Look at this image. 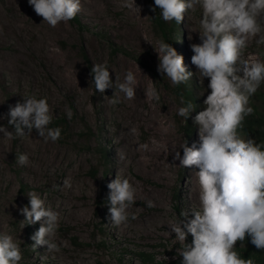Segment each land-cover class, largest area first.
<instances>
[{"label": "rangeland", "instance_id": "rangeland-1", "mask_svg": "<svg viewBox=\"0 0 264 264\" xmlns=\"http://www.w3.org/2000/svg\"><path fill=\"white\" fill-rule=\"evenodd\" d=\"M87 1L89 0H82V10L73 19L62 21L55 27L43 20L44 25L42 22L33 24L31 20H23V37L16 32L10 39H3L0 32V51L5 54H2L4 57L19 53V63H34L35 68H39L43 63L38 61L37 50L34 53L31 49L37 29L33 33L30 26L41 31H46V26L51 27L53 32L57 30L49 35L52 36V41L51 38L48 40V36V43L45 41V44L52 48L53 58L60 64V73H71L64 76L49 73L46 76L35 69L33 77L28 78L20 73L22 70L25 72L24 69L16 70L18 67L14 68L13 65L12 69H0V125L12 131L13 126L8 124L9 107L15 106L17 102L22 103L24 96L36 95L37 98L47 97L53 109L54 119L49 127L58 126L62 130L61 138L56 142L50 139L45 141L35 129L16 139L0 133V232L9 233L20 242L23 258L19 264H140L141 253L149 255L153 264H166L180 256L179 249L184 243L178 241L175 233L167 231L166 224L177 219L182 210L198 207L195 203H188L181 192L186 171L191 175L194 169L180 167L177 160L173 170L168 172L166 184H161L156 176L146 173L135 160L132 161L125 146L129 121L134 122L129 134L139 146L144 145L147 140L145 127L139 126V120H134V116L125 111L129 109L128 106L137 103L136 106L144 113H150V116L170 125L178 145L186 141L191 146L196 140V126L192 117L202 110L203 100L210 91L207 89L208 78L205 77L202 83L203 78L191 62L193 52L190 45L201 43L199 32H202V9L196 5L194 10L188 11L175 34L177 52L183 55L188 70L193 72L188 83L195 110L186 122L177 115L178 108L182 106L181 89L178 85L173 86L167 77L157 71L158 54L154 46L163 39L160 29L152 21V1L138 0L133 18L126 14V8L121 4L100 0V9L93 11L86 5ZM14 2L15 0H0V30L4 31L5 25L14 24L12 22H16L21 14L31 12L28 3L21 2L19 6ZM35 15L43 19L42 16ZM257 38H249L248 47L243 50V58L264 61V45H257ZM95 63H106L114 70H110L112 79L115 80L116 75L120 82L124 80L127 71H132L137 81L135 98L125 99L123 93L117 90L116 94L120 96L121 102L113 105L111 101L114 88L106 89L104 93L95 90L90 75ZM68 81H73L72 89L57 87L56 97L51 96L44 85L46 82L58 86ZM150 87H156L159 91V102L146 95ZM249 105L252 112L264 118V83L250 97ZM69 112L71 118L67 115ZM236 132L241 138L249 137L241 131ZM33 140L40 145L38 150L31 149ZM40 148L45 151L44 161H40L38 157L41 154ZM179 151L183 155V149ZM21 153L29 156L26 165H20L16 161V156ZM48 154L53 156L52 160ZM117 174L135 183L140 193L136 194V203L129 209L136 218L119 228L110 224V190L107 187ZM65 180L72 185L70 188L63 187ZM154 181H157V186ZM152 186L154 190L150 188ZM29 191H35L44 197L46 203L60 215L55 236L60 244L59 252L47 253V246H37L35 250L32 248L34 241L31 236L41 226L40 222L26 224L21 228L24 216L19 209L28 204ZM149 200L156 206L148 207ZM191 241L192 236L188 234L186 242ZM244 245L245 240L237 241L234 249L242 252Z\"/></svg>", "mask_w": 264, "mask_h": 264}, {"label": "clouds", "instance_id": "clouds-1", "mask_svg": "<svg viewBox=\"0 0 264 264\" xmlns=\"http://www.w3.org/2000/svg\"><path fill=\"white\" fill-rule=\"evenodd\" d=\"M28 3L52 27L73 19L82 10V0H28ZM196 5L202 9V32H199L201 43L190 45L191 62L203 78L202 83L208 78L210 91L202 110L192 117L198 127V146L195 141L191 146L184 141L171 151L180 167L198 169V207L182 210L177 219L166 224L167 231L184 242L179 249L180 264H255L251 258H242L234 247L247 234L251 244L264 250V144L251 136L241 138L236 129L253 111L250 97L264 83V61L243 58L250 37H258L256 44L264 45V0H154L150 7L153 11L158 8L165 22L174 20L180 24ZM121 6L131 9L137 6L136 0H123ZM154 49L158 54L157 71L173 86L192 78L193 72L188 70L183 55L170 43L160 40ZM110 70L114 72L106 63L93 64L90 75L95 90L104 93L114 88L113 105L121 102L117 90L125 99L134 98L135 74L127 71L120 82L116 75L112 79ZM146 95L156 102L161 99L156 87H150ZM180 102L177 115L187 122L195 107L190 101L185 103L183 97ZM67 115L71 118L70 112ZM7 116L13 128L9 131L0 125L3 136L22 138L35 129L45 141L56 142L61 138L60 127H49L54 116L47 97L24 96L22 103L9 107ZM16 161L26 165L29 156L21 153ZM63 187H71L68 180ZM107 187L110 224L119 228L136 218L129 209L136 203L137 187L119 174ZM27 196L28 204L19 209L24 216L21 228L41 224L31 236L32 248L47 246V253L59 252L60 244L55 240L59 213L35 191H29ZM147 206L155 204L149 200ZM188 234L192 236L191 243L186 242ZM22 258L20 242L11 234L0 232V264H19Z\"/></svg>", "mask_w": 264, "mask_h": 264}, {"label": "bare ground", "instance_id": "bare-ground-1", "mask_svg": "<svg viewBox=\"0 0 264 264\" xmlns=\"http://www.w3.org/2000/svg\"><path fill=\"white\" fill-rule=\"evenodd\" d=\"M108 2H111L113 4H121L123 3V0H107ZM15 2H17V4L19 5L21 2L24 3H28V0H15ZM14 2V3H15ZM107 2V3H108ZM29 4V3H28ZM138 4V0H136V5ZM86 5L92 9L93 11H98L100 9V0H89L87 1ZM20 6V5H19ZM30 6V10L31 12L27 15H20V17L17 19L16 18V22H12L14 24H9V25H5L4 31L0 30L1 32V37L3 39H10L13 34H16V32L21 36H22V31L25 29L22 25L21 22H23V20H31V22L33 24H39L42 22V18L36 17L34 9L31 5ZM139 6V5H138ZM136 6H134L133 8L129 9L126 8V14L129 15L131 18H133V12L136 11ZM139 8V7H138ZM138 11V10H137ZM140 12V11H139ZM24 13V11H23ZM135 13V12H134ZM25 14V13H24ZM136 14V13H135ZM15 15V14H14ZM3 16V15H2ZM13 16V15H12ZM128 16V17H129ZM135 16V15H134ZM127 18V17H126ZM5 19V18H4ZM130 19V18H129ZM137 19V18H136ZM3 20V19H2ZM8 20V19H5ZM46 22V21H45ZM132 22V20H131ZM134 22V21H133ZM132 22V23H133ZM9 23V22H8ZM27 23V22H25ZM31 23V24H32ZM135 23V22H134ZM3 24V23H2ZM29 24V23H28ZM43 24V22H42ZM44 25V24H43ZM135 25V24H133ZM129 27V26H128ZM140 27V26H139ZM138 27V28H139ZM3 28V27H1ZM135 28V27H134ZM29 29V28H28ZM31 31L34 33V31L36 30V38L33 42V44L31 45V49L34 51L37 50L36 55L38 56V61L43 63V66L39 67V68H35V64H26V62H24L23 64L19 63L21 58H20V54H15V55H11L7 57H4L3 55H5L4 53H1L0 51V69H2V67H8L9 69H12L13 67L11 65L14 66V68L18 67L16 70H22L24 69L25 72L20 71V73L24 76V77H28V78H32L33 77V72L36 69L38 72H42L43 75L48 76L49 73L50 74H54L56 76H60L63 75V73L61 72V69L59 68L60 64L58 62H56L53 58V53L51 51L50 48H48L46 46V39L48 38V36L53 32L51 27L46 26V31L38 28H35L34 26H30ZM58 29V28H57ZM128 29V28H127ZM133 29V28H132ZM30 31V32H31ZM139 31V29H138ZM31 32V33H32ZM57 32V30L53 33ZM130 32V31H129ZM29 32H27L28 34ZM30 33V34H31ZM25 34V32L23 33ZM58 34V33H57ZM127 34V33H126ZM134 34V33H133ZM140 34V32H139ZM33 35V34H32ZM52 35V34H51ZM55 35V34H54ZM53 35V36H54ZM131 35V34H130ZM29 36V35H28ZM0 37V38H1ZM30 37V36H29ZM129 37V36H128ZM132 37V36H131ZM51 38V39H50ZM54 38V37H53ZM253 38V37H251ZM30 39V38H29ZM32 39V38H31ZM30 39V40H31ZM50 39V41H52V36L48 38V40ZM129 39V38H128ZM136 39V38H135ZM134 39V40H135ZM32 40V41H33ZM130 40V39H129ZM133 40V41H134ZM46 41V42H45ZM136 41V40H135ZM48 43V42H47ZM30 44V43H29ZM50 45V44H49ZM51 47V46H50ZM112 51V50H111ZM3 54V55H2ZM57 56V55H56ZM55 56V57H56ZM58 58V57H57ZM61 62V61H60ZM64 62V61H63ZM28 63V62H27ZM63 70V69H62ZM123 72V71H122ZM66 75H70V71L65 72ZM64 74V75H65ZM63 75V76H64ZM124 76V75H123ZM69 77V76H68ZM72 78V77H69ZM19 79V78H17ZM53 80V79H52ZM70 80V79H69ZM61 81V80H60ZM43 82V81H42ZM48 82V81H47ZM73 82V81H72ZM72 82L68 81L66 83H62V84H55L52 85L51 83H44V85L47 87L48 91L50 92V95L53 97H56V88H61L64 89H72ZM139 84V83H138ZM60 89V90H61ZM139 90V89H138ZM137 90V91H138ZM141 90V89H140ZM135 98V97H134ZM140 98V97H139ZM143 98V97H142ZM137 99V98H136ZM133 100V99H132ZM138 100V99H137ZM139 102V101H138ZM132 104V103H131ZM137 105V103H135ZM128 105V104H127ZM136 105H131L128 106L129 109H127L125 112L129 115L134 116V120H139L138 125L139 126H144L145 127V131H146V137L147 140L144 143V145L139 146L137 145L135 142L132 141L131 139V133L129 134V130H131V126L134 125V122H130V125H128V135L126 136L124 134V136H126V140H125V146L127 148V152L129 153L132 161L135 160V162L137 163V165L139 164L145 171L146 173H150L154 176L157 177L158 182H160L161 184H166L168 181V172L174 167L175 163L177 162L173 160V155L174 153L171 151L172 147H179L178 145V141L176 138L173 137L171 129H170V125H166L163 121H161L160 119L150 116L147 113H144L141 109H139ZM140 106V105H139ZM146 111V110H145ZM150 111V110H149ZM154 112V111H153ZM158 116V115H157ZM160 117V116H159ZM165 121V120H164ZM137 122V121H136ZM126 123V122H125ZM168 124V123H167ZM196 126V125H195ZM131 128V129H130ZM124 133V132H123ZM133 133V132H132ZM196 140L195 142H197V146H198V141H199V137H198V127L196 126ZM28 140V139H27ZM30 145V144H29ZM48 145V144H47ZM192 145V144H191ZM27 146V144H26ZM39 144L37 143V141L33 140L31 142V149H39ZM44 146V145H43ZM147 146V147H145ZM29 147V146H28ZM46 147V146H45ZM26 149V148H25ZM32 151V150H31ZM30 151V152H31ZM41 154L38 156L39 160H43L46 159L44 154V149L40 148ZM48 153V152H46ZM49 155V154H48ZM51 155V154H50ZM49 155V159L52 160L53 156ZM37 157V159H38ZM44 161V160H43ZM55 161V159L53 160ZM50 162V161H49ZM38 163V162H37ZM51 163V162H50ZM53 163V162H52ZM178 164V163H177ZM45 165V164H44ZM50 165V164H49ZM136 168H138L135 165ZM140 167V169L142 170V168ZM139 170V169H137ZM173 170V169H172ZM198 170V169H196ZM194 169V171L191 173V175L185 174V179L184 182L182 184L181 187V192L182 194L187 198V202L188 203H195L198 205V198H197V193H198V173ZM140 172V171H139ZM138 172V173H139ZM184 172V171H183ZM135 173V172H134ZM144 173V172H142ZM170 173V172H169ZM148 175V174H147ZM151 175V176H152ZM141 176V175H140ZM150 176V177H151ZM146 177V175H145ZM135 184V183H134ZM155 186H157V181H154ZM72 186V185H71ZM151 189H153L154 187H150ZM73 189V188H72ZM140 189V188H139ZM155 189V188H154ZM153 189V190H154ZM60 190V189H59ZM67 191V190H66ZM69 191V190H68ZM72 191V190H71ZM74 191V190H73ZM147 191V190H146ZM150 191V190H148ZM141 192V191H140ZM145 192V191H144ZM155 192H157L155 190ZM75 193V192H74ZM138 193V191H137ZM154 193V192H153ZM152 193V194H153ZM68 194V193H67ZM140 194V193H138ZM147 194V193H145ZM150 195V194H149ZM157 196V195H156ZM71 197V196H70ZM69 197V198H70ZM156 206V205H155ZM71 207V206H70ZM73 208V207H72ZM160 208V207H159ZM63 209V208H62ZM77 209V208H76ZM80 210V209H79ZM83 211V210H82ZM85 212V211H84ZM77 213V212H76ZM152 213V212H151ZM155 213V212H154ZM153 213V214H154ZM160 213V212H159ZM150 215V214H149ZM157 215V214H156ZM152 216V215H151ZM149 216H147L148 218ZM156 217V216H155ZM152 218V217H151ZM138 220L140 218H137ZM157 219V218H156ZM155 219V220H156ZM141 220V219H140ZM136 221V220H135ZM143 221V220H142ZM137 222V221H136ZM143 223V222H142ZM141 224V223H140ZM141 227V226H140ZM136 228V227H135Z\"/></svg>", "mask_w": 264, "mask_h": 264}, {"label": "trees", "instance_id": "trees-1", "mask_svg": "<svg viewBox=\"0 0 264 264\" xmlns=\"http://www.w3.org/2000/svg\"><path fill=\"white\" fill-rule=\"evenodd\" d=\"M151 1V5H153L154 0ZM152 21L160 29L163 41L170 43L177 50L175 44V34L177 33V28L181 27L180 24H177L174 20L165 22L162 19L158 8L156 9V11L152 10ZM178 87L182 91L181 94L183 95L185 102L187 103L190 101L193 103L194 99L189 83L187 82L179 84ZM56 124L57 121L55 125ZM236 130L241 131L247 136L253 137L257 143L264 144V118H261L258 113L251 112L249 115L245 116ZM234 250L238 252L236 248ZM238 253L242 258H251L252 260H254L255 264H264V250H259L253 244H251L248 236L245 239V245L242 249V252ZM139 257L140 264H153V260L149 255L146 256L145 254L141 253ZM181 260L182 257L178 256L177 258L171 260V262L166 264H180Z\"/></svg>", "mask_w": 264, "mask_h": 264}]
</instances>
